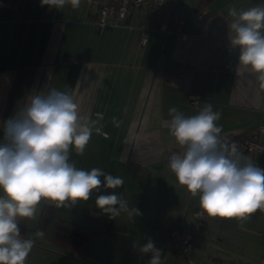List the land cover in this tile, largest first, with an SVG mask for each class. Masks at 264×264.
I'll return each instance as SVG.
<instances>
[{"label":"crops","instance_id":"crops-1","mask_svg":"<svg viewBox=\"0 0 264 264\" xmlns=\"http://www.w3.org/2000/svg\"><path fill=\"white\" fill-rule=\"evenodd\" d=\"M200 1L161 0L163 16L143 42V28L154 22L148 9L97 27L85 0L62 9L42 6L41 0H0V140L2 123L33 94L47 87L69 91L80 115L94 121L99 113L96 126H103L100 133L93 130L83 155L73 149L72 162L124 180L121 187L102 186L87 202L71 207L42 201L30 219L35 243L25 264H141L151 256L139 251L148 239L163 250L162 264H264V230L257 229L264 223L255 226L251 215L244 221L207 215L199 224V194L192 196L180 185L168 164L170 152L185 150L170 134L172 107L192 116L212 104L221 113L216 123L226 138L264 128L258 74L239 63L238 49L229 42L234 36L229 8L247 10L264 6V0H212L198 13ZM165 20L170 34L159 27ZM228 61L235 63L233 71L226 68ZM113 117L123 122L120 127ZM261 141L264 145V132ZM243 155L264 169V148ZM112 191L140 215L122 212L112 219L102 213L95 199ZM46 203L52 204V214L39 231L44 235L37 237ZM59 218L87 224L98 234L79 250L63 247L51 239ZM176 223L195 236L183 256L172 252L178 232L170 229Z\"/></svg>","mask_w":264,"mask_h":264},{"label":"clouds","instance_id":"clouds-1","mask_svg":"<svg viewBox=\"0 0 264 264\" xmlns=\"http://www.w3.org/2000/svg\"><path fill=\"white\" fill-rule=\"evenodd\" d=\"M73 8L80 0H41V5ZM234 32L230 46L239 52V63L258 74L264 89V6L237 11L229 8ZM170 134L184 152L169 156V168L180 185L192 196L199 194V206L209 217L247 220L257 210H264V169L240 152L235 141L221 135L217 125L221 113L205 104L196 115L185 116L176 107L169 109ZM97 120L80 115L69 91L51 87L31 96L30 102L2 123L0 140V264H25L34 247V239L24 238L20 221L34 219L42 201L56 207L87 202L101 187L114 190L124 184L119 176L101 168H78L70 160V150L83 155L93 130L100 133ZM116 127L123 123L112 118ZM103 177V181L101 180ZM95 205L115 219L122 212L140 215L129 207L122 195L112 191L100 194ZM42 237L43 232H36ZM140 253L151 254L148 264H162L163 250L148 241Z\"/></svg>","mask_w":264,"mask_h":264},{"label":"built area","instance_id":"built-area-1","mask_svg":"<svg viewBox=\"0 0 264 264\" xmlns=\"http://www.w3.org/2000/svg\"><path fill=\"white\" fill-rule=\"evenodd\" d=\"M90 7V9L94 12L93 23L97 27H103L109 24H119L120 22H124L126 20L127 15L133 11H141L146 7L152 5V2L148 0H85ZM154 6L157 8L161 6V0H154ZM162 10L159 11V14ZM199 18L204 19L205 15L200 14ZM152 25L143 28L142 32V41L146 42L148 39L149 31L151 27H154V22ZM160 29L167 32L168 34L172 33L173 29L170 28V24L168 20H165L160 24ZM176 28L181 29V25L177 24ZM234 62L228 61L226 63V68L228 70H234ZM196 100H192L195 102ZM262 132H264V128L262 130H258L257 132L251 133L249 136L245 137L243 141L239 144V150L241 153L245 151H259L263 150L264 145L261 141ZM175 151L170 152L169 156ZM178 153V152H176ZM180 154V153H178ZM196 216L198 217V223L202 224L204 218H206L207 214L202 210L198 209L195 211ZM194 233L190 228L185 226L181 227L178 231V237L173 243V252L177 255L186 254L193 246H194Z\"/></svg>","mask_w":264,"mask_h":264},{"label":"trees","instance_id":"trees-1","mask_svg":"<svg viewBox=\"0 0 264 264\" xmlns=\"http://www.w3.org/2000/svg\"><path fill=\"white\" fill-rule=\"evenodd\" d=\"M117 1V0H116ZM152 2V5L149 7H146L145 9H148L151 11V19L152 21H156V18L162 17L164 12H161L159 14V11L162 10V5L159 7L154 6V0H148ZM212 0H201L200 3L198 4L196 11L199 13V11L209 4ZM163 11V10H162ZM156 15V17H155ZM174 21V19H173ZM172 22V21H171ZM162 22H160L161 24ZM173 23V22H172ZM159 24V26H160ZM170 24V23H169ZM172 28V27H170ZM244 132L240 135H235L228 137L227 139L229 141H235L238 146L239 144L243 141V139L247 136H249L251 133L257 132ZM52 214V204L46 203L44 206V209L42 211L41 218L39 220L38 226H37V231L45 230L48 222L50 220ZM20 230H21V235L24 238H30V219H23L20 221L19 224ZM183 227V224L176 223L174 226L170 229L171 232H178L180 228ZM98 234V230L94 227H91L87 224H82L70 219L66 218H59L56 220V224L54 226L53 232H52V237L51 239L56 243L59 244L63 247L69 248L71 250H79L82 248L90 239L95 237ZM195 237V236H194ZM173 252V249H172ZM174 253V252H173ZM185 255V254H184ZM183 256V255H180ZM151 259V256H148L144 260L141 261V264L148 263L149 260Z\"/></svg>","mask_w":264,"mask_h":264},{"label":"rangeland","instance_id":"rangeland-1","mask_svg":"<svg viewBox=\"0 0 264 264\" xmlns=\"http://www.w3.org/2000/svg\"><path fill=\"white\" fill-rule=\"evenodd\" d=\"M70 160H73V149L70 150ZM251 223L255 226H258L259 224L264 223V212H261V210H257L255 213L251 214ZM202 226V225H199ZM262 228L264 230V226H260L257 229ZM211 235V233H210ZM236 235V233H235Z\"/></svg>","mask_w":264,"mask_h":264}]
</instances>
